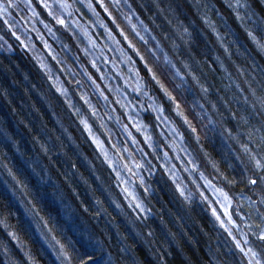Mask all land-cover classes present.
<instances>
[{
    "label": "trees",
    "instance_id": "16d2710c",
    "mask_svg": "<svg viewBox=\"0 0 264 264\" xmlns=\"http://www.w3.org/2000/svg\"><path fill=\"white\" fill-rule=\"evenodd\" d=\"M102 1L143 81L167 109L175 105V120L196 129L187 146L192 167L171 171L129 125L74 20L58 23L39 2L32 13L28 0H12L19 7L0 16V264H59L49 245L77 241L74 228L103 238L113 253L126 244L137 264H249V248L264 257L256 212H264V191L248 182L260 170L242 147L256 150L264 135V110L252 95L264 96V52L247 37L231 0H148L152 14L143 0ZM167 36L216 102L212 114L167 58Z\"/></svg>",
    "mask_w": 264,
    "mask_h": 264
},
{
    "label": "rangeland",
    "instance_id": "374dc122",
    "mask_svg": "<svg viewBox=\"0 0 264 264\" xmlns=\"http://www.w3.org/2000/svg\"><path fill=\"white\" fill-rule=\"evenodd\" d=\"M143 1H146L147 13L152 14L154 8L151 7L150 2L148 0ZM38 2L43 7H45V4L49 6L45 8L52 17L63 21L65 19L74 20L79 33L86 40L87 51L92 60L102 64V75L111 90L118 95V101L124 109L129 125L141 133L148 147L157 158L162 159L164 163H169L171 171H190L192 162L187 146L191 145V139L196 140L195 135L180 116L177 118L179 120L174 119L173 115L177 116L179 113L175 105L170 102V98L165 96L167 101L170 102L169 109H167L157 91L143 81L136 56H132L130 50L125 49L119 43L117 37L119 28L116 21L108 11L109 19L102 16L96 6V3H99L102 8L106 9L104 2L102 0H31L30 11L32 13H36V3ZM159 10L161 11L160 8ZM152 19L156 22L155 18ZM141 22L148 32H154L147 21L142 20ZM181 28L182 31L188 29L184 26H181ZM175 31L176 35L183 36V41H185L184 35L186 33L181 34L177 29ZM188 31L187 34L190 32ZM172 33L173 31H171ZM167 41L166 44L161 42L167 58L177 67L190 91L212 114V111L217 110L216 102L208 94V91H204L206 87L199 82L196 74L188 67L187 61H183L184 58L177 49L175 42H170L168 36ZM186 46L189 48L188 45ZM177 62L184 64L185 71H181ZM86 127L97 149L106 158L111 159L104 143L96 137L88 124ZM140 146L142 152L147 153L146 149L142 145ZM118 164L120 171H129L125 166ZM217 196L218 199L222 198L225 201L223 209L228 213L229 200L225 199L223 195H219V193Z\"/></svg>",
    "mask_w": 264,
    "mask_h": 264
},
{
    "label": "snow or ice",
    "instance_id": "6c2138e0",
    "mask_svg": "<svg viewBox=\"0 0 264 264\" xmlns=\"http://www.w3.org/2000/svg\"><path fill=\"white\" fill-rule=\"evenodd\" d=\"M115 2L117 6H119V0H115ZM28 4H31V0H28ZM18 7L19 5L14 4L12 0H7L6 5L0 3V16H11V13L8 11L9 8L14 9ZM45 7L49 6L45 4ZM228 7L235 12L236 18L240 20L241 24L245 25L247 37L260 52H264V0H231V2H228ZM257 9H259V11H257ZM105 11H107V9H105ZM57 22L64 23L62 19H58ZM4 23L8 24V21L5 20ZM8 27L11 28L12 25L8 24ZM185 31L187 30L185 29ZM257 33H259V35H257ZM204 91H207V89H204ZM252 95L255 97L256 101H258L260 109L264 110V96L257 97L255 89L252 90ZM245 100L247 101V97H245ZM252 107L255 110L256 103H253ZM261 127L264 128V125ZM192 131L195 132L196 129L193 128ZM257 131L260 130L257 129ZM249 140L251 141V134L249 135ZM242 147L245 152L248 153L249 159L254 161L255 168L260 170V173H253L255 179L249 177L248 182L251 185L262 186V191H264V135H262L260 141L255 144L254 147L256 150H254L253 147H249L248 144H244ZM8 171L12 174L11 169ZM7 187L8 186L5 185V191H7ZM147 190L148 189H145V191ZM220 191L222 192V190ZM181 195H184L183 191H181ZM222 195L227 199L226 193L222 192ZM185 199H187V197H185ZM259 203L264 205V196L261 197ZM117 207H119V205H117ZM136 208H139L142 212L145 211L142 204L138 203ZM213 211L215 214V210ZM256 212L261 219V223L264 224V212H261L259 207L256 208ZM217 219H219V216H217ZM229 219L231 220L230 215ZM221 223L223 224V221H221ZM49 232H51V229H49ZM73 234L78 235V239L75 242L70 239L68 247L61 244L59 241H56V244L59 245L58 248L51 243L49 245L56 252V259L59 261V264H121V261L125 257L131 258V264H137L132 251L126 244L119 248L117 252L113 253L111 251V246H107L106 241L101 237L93 236L91 233H88L85 237L83 233H79L75 228L73 229ZM10 235H12L13 239L16 238L15 233H11ZM229 235H231V233H229ZM260 239L264 240V229H261ZM69 247L71 251H69ZM237 247H240L239 242H237ZM248 254L250 255L249 264H264V257L256 259L259 253L254 252L251 248L248 249Z\"/></svg>",
    "mask_w": 264,
    "mask_h": 264
}]
</instances>
